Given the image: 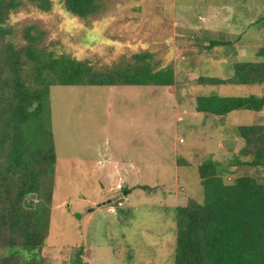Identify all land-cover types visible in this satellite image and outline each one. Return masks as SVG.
<instances>
[{
    "label": "rangeland",
    "instance_id": "rangeland-1",
    "mask_svg": "<svg viewBox=\"0 0 264 264\" xmlns=\"http://www.w3.org/2000/svg\"><path fill=\"white\" fill-rule=\"evenodd\" d=\"M263 16L264 0H99L85 19L60 0H51L48 11L20 0L6 25L18 47L26 44L24 30L35 27L41 47L99 69L150 52L158 67L176 72L169 87H51V264H74L81 248L83 264H173L174 208L203 199L198 165L225 164L243 143L237 127L264 123V111H196L198 96H260L264 84H200L199 77L226 78L234 61L264 60L257 55L264 25L252 26ZM211 41L218 43L208 48ZM223 167L227 179L253 175L264 182V168Z\"/></svg>",
    "mask_w": 264,
    "mask_h": 264
},
{
    "label": "trees",
    "instance_id": "trees-1",
    "mask_svg": "<svg viewBox=\"0 0 264 264\" xmlns=\"http://www.w3.org/2000/svg\"><path fill=\"white\" fill-rule=\"evenodd\" d=\"M29 1L39 10L51 9V0ZM60 1L68 13L81 19L99 8V0ZM19 4L20 0H0V264H51L45 250L57 162L49 123L51 87H169L175 84L176 72L170 65L158 67L150 52L99 69L88 60L41 47L37 42L43 33H31L35 27L24 30L26 44L18 47L6 25ZM259 24L264 25V16L252 26ZM217 43L211 41L208 48ZM257 55L264 56V48ZM231 69L229 77L201 76L198 82L264 84V60L234 61ZM239 110L263 112L264 95L196 99V111L203 114L221 117ZM237 134L242 146L225 164L207 160L198 165L202 201L190 198L174 208L173 264H264V182L253 175L227 179L221 174L223 166L225 171L230 166L264 168V123L240 125ZM81 250L72 259L74 264H83Z\"/></svg>",
    "mask_w": 264,
    "mask_h": 264
},
{
    "label": "crops",
    "instance_id": "crops-1",
    "mask_svg": "<svg viewBox=\"0 0 264 264\" xmlns=\"http://www.w3.org/2000/svg\"><path fill=\"white\" fill-rule=\"evenodd\" d=\"M198 113H200V112H198ZM208 115V114H207ZM204 116H206L205 114H204Z\"/></svg>",
    "mask_w": 264,
    "mask_h": 264
},
{
    "label": "water",
    "instance_id": "water-1",
    "mask_svg": "<svg viewBox=\"0 0 264 264\" xmlns=\"http://www.w3.org/2000/svg\"><path fill=\"white\" fill-rule=\"evenodd\" d=\"M116 198V197H115ZM108 202H109V200H108Z\"/></svg>",
    "mask_w": 264,
    "mask_h": 264
}]
</instances>
